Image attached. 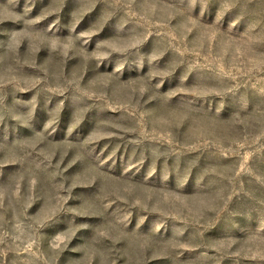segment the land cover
Returning <instances> with one entry per match:
<instances>
[{
  "label": "rangeland",
  "instance_id": "374dc122",
  "mask_svg": "<svg viewBox=\"0 0 264 264\" xmlns=\"http://www.w3.org/2000/svg\"><path fill=\"white\" fill-rule=\"evenodd\" d=\"M0 264H264V0H0Z\"/></svg>",
  "mask_w": 264,
  "mask_h": 264
}]
</instances>
